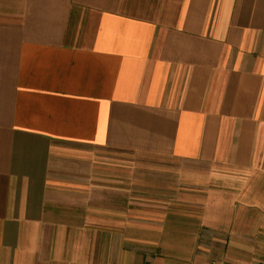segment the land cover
Returning a JSON list of instances; mask_svg holds the SVG:
<instances>
[{
  "label": "crops",
  "instance_id": "crops-1",
  "mask_svg": "<svg viewBox=\"0 0 264 264\" xmlns=\"http://www.w3.org/2000/svg\"><path fill=\"white\" fill-rule=\"evenodd\" d=\"M0 264H264V0H0Z\"/></svg>",
  "mask_w": 264,
  "mask_h": 264
}]
</instances>
